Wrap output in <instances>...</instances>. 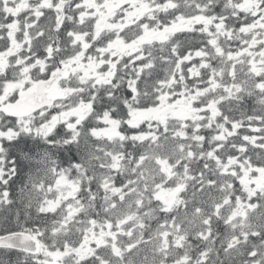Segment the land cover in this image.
Masks as SVG:
<instances>
[{
  "label": "snow or ice",
  "instance_id": "1",
  "mask_svg": "<svg viewBox=\"0 0 264 264\" xmlns=\"http://www.w3.org/2000/svg\"><path fill=\"white\" fill-rule=\"evenodd\" d=\"M0 264H264V0H0Z\"/></svg>",
  "mask_w": 264,
  "mask_h": 264
}]
</instances>
